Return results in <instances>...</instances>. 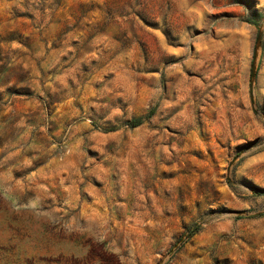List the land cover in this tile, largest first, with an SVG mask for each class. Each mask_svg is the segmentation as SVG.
Segmentation results:
<instances>
[{
	"label": "rangeland",
	"instance_id": "obj_1",
	"mask_svg": "<svg viewBox=\"0 0 264 264\" xmlns=\"http://www.w3.org/2000/svg\"><path fill=\"white\" fill-rule=\"evenodd\" d=\"M0 264H264V0H0Z\"/></svg>",
	"mask_w": 264,
	"mask_h": 264
},
{
	"label": "trees",
	"instance_id": "obj_2",
	"mask_svg": "<svg viewBox=\"0 0 264 264\" xmlns=\"http://www.w3.org/2000/svg\"><path fill=\"white\" fill-rule=\"evenodd\" d=\"M139 125V123H133L131 126L132 127H136V126H138Z\"/></svg>",
	"mask_w": 264,
	"mask_h": 264
}]
</instances>
